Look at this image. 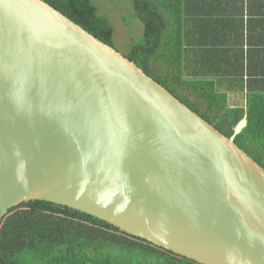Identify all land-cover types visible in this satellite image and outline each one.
<instances>
[{
    "label": "water",
    "instance_id": "water-1",
    "mask_svg": "<svg viewBox=\"0 0 264 264\" xmlns=\"http://www.w3.org/2000/svg\"><path fill=\"white\" fill-rule=\"evenodd\" d=\"M65 206L199 264H264V168L43 0H0V223Z\"/></svg>",
    "mask_w": 264,
    "mask_h": 264
},
{
    "label": "trees",
    "instance_id": "trees-1",
    "mask_svg": "<svg viewBox=\"0 0 264 264\" xmlns=\"http://www.w3.org/2000/svg\"><path fill=\"white\" fill-rule=\"evenodd\" d=\"M43 1L114 47V27L92 0ZM223 1L133 0L143 43L125 57L264 168V49L244 33L243 20L264 0ZM236 92L241 106L231 104ZM0 264L199 263L80 211L30 201L0 223Z\"/></svg>",
    "mask_w": 264,
    "mask_h": 264
},
{
    "label": "rangeland",
    "instance_id": "rangeland-1",
    "mask_svg": "<svg viewBox=\"0 0 264 264\" xmlns=\"http://www.w3.org/2000/svg\"><path fill=\"white\" fill-rule=\"evenodd\" d=\"M132 1L133 0H92V3L98 9V15L107 18L113 25L114 48L124 56L131 52L134 45L143 43V25L134 12ZM192 100L196 101L195 98ZM230 101L232 105L236 104L241 106L244 104V100L238 92L231 94ZM242 127L244 126L239 125L238 128L241 129Z\"/></svg>",
    "mask_w": 264,
    "mask_h": 264
},
{
    "label": "crops",
    "instance_id": "crops-1",
    "mask_svg": "<svg viewBox=\"0 0 264 264\" xmlns=\"http://www.w3.org/2000/svg\"><path fill=\"white\" fill-rule=\"evenodd\" d=\"M222 1V5L224 6L228 1ZM225 17H231L232 13L234 12L233 8L225 7ZM230 12V14H229ZM236 19L234 16L232 17V20ZM244 33L249 34L252 37L256 38V42L260 45L259 49H264V8L261 7L260 3L257 9H252L251 16H247V13L244 15ZM248 24L250 25V29H248ZM231 96V94H230ZM241 100V99H240ZM235 103V102H234ZM236 105V104H234ZM244 123V122H243Z\"/></svg>",
    "mask_w": 264,
    "mask_h": 264
},
{
    "label": "built area",
    "instance_id": "built-area-1",
    "mask_svg": "<svg viewBox=\"0 0 264 264\" xmlns=\"http://www.w3.org/2000/svg\"><path fill=\"white\" fill-rule=\"evenodd\" d=\"M241 123H242V121H241V122L235 127V129H234V130H235V135H236V134H237V133L243 128V127H242L241 129L238 128L239 125L241 126ZM243 126H244V125H243Z\"/></svg>",
    "mask_w": 264,
    "mask_h": 264
},
{
    "label": "bare ground",
    "instance_id": "bare-ground-1",
    "mask_svg": "<svg viewBox=\"0 0 264 264\" xmlns=\"http://www.w3.org/2000/svg\"><path fill=\"white\" fill-rule=\"evenodd\" d=\"M241 125H244V123L242 122Z\"/></svg>",
    "mask_w": 264,
    "mask_h": 264
}]
</instances>
